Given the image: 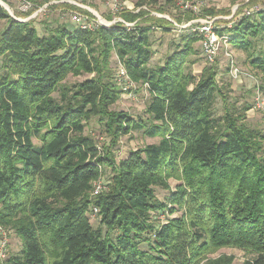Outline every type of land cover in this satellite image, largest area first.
I'll use <instances>...</instances> for the list:
<instances>
[{
  "label": "trees",
  "instance_id": "obj_1",
  "mask_svg": "<svg viewBox=\"0 0 264 264\" xmlns=\"http://www.w3.org/2000/svg\"><path fill=\"white\" fill-rule=\"evenodd\" d=\"M255 14L219 33L252 52L264 41V8ZM120 17L135 25H59L41 36L34 20L17 21L0 4V227L21 241L2 264H202L223 248L264 264V136L243 122L250 106L240 113L229 106L213 68L200 78L188 72L197 33L152 67L151 34L173 24L143 10ZM250 65L264 77V52ZM120 66L149 93L147 119L111 109L123 94ZM69 75L92 77L68 86ZM218 94L223 118L213 110ZM92 119L109 146L85 134ZM135 131L160 142L118 161L120 139ZM107 169L105 189L94 194ZM171 179L176 191L162 202L156 189L169 190Z\"/></svg>",
  "mask_w": 264,
  "mask_h": 264
},
{
  "label": "rangeland",
  "instance_id": "obj_2",
  "mask_svg": "<svg viewBox=\"0 0 264 264\" xmlns=\"http://www.w3.org/2000/svg\"><path fill=\"white\" fill-rule=\"evenodd\" d=\"M33 4V11H38L45 6H48L39 13L34 19V26L39 35L46 36L52 33L59 25L67 26L69 29L76 28L75 17L77 14L85 15L86 12L92 14L94 18L89 20L92 24H100L107 27L110 22L115 19H122L120 13L124 10L136 12L139 8L146 11L150 17L157 19L168 18L175 21L179 26L191 22L195 16L186 12L182 7L177 4L167 6L164 0H158L157 4L150 3V0H73L75 5H61L54 4L52 0H31ZM183 3L198 4L202 3V11L205 16L218 18V26L220 28L230 27L235 21L236 17H241L242 14L248 10L258 7L260 10L264 8V0H181ZM8 5L13 11L15 16H21L18 11V3L14 0H7ZM249 5V6H248ZM146 9V10H145ZM213 12L214 15H210ZM154 14H159L163 18H158ZM256 18V14H254ZM123 20V19H122ZM103 22V23H102ZM232 22V23H231ZM3 23L0 24V34L3 30ZM187 36H193L190 30L180 29L174 24L170 27L169 31L165 32L162 29H156L151 38L154 44V50L157 52L152 67L160 66L163 60L172 54L176 47H183V39ZM195 55L190 58L191 62L187 67L188 72L193 73L197 78H200L207 68H213L217 73V86L218 90L222 91V96L226 95L228 98L229 106L236 108L237 112H242L246 106H250L251 110L247 112L246 119L243 121L251 130L255 131L261 136H264V90L261 86L264 83V77L261 73L253 69L250 65L251 58L257 57L260 51L264 52V41L256 44L252 52L246 53L239 50L233 45L230 46L228 57L224 51L221 52L217 62L214 65H209L205 62L202 55L201 42H197L194 46ZM231 58L240 69V76L234 79L230 66ZM1 62V61H0ZM1 65V63H0ZM90 75H82L75 77L69 75L64 81L68 86L81 83L86 79L91 78ZM54 97L58 98L55 93ZM150 99L149 93L138 86V89L129 93H123L119 101L112 106V110L119 112H126L134 119H147L146 106ZM261 105V106H260ZM214 114L217 118H223L226 111L225 105L222 101L220 94L217 95L214 104ZM85 134L92 137L100 148L109 146L110 138L105 135L102 125L96 120L92 119L87 127ZM160 142L159 138H149L141 131L132 132L129 135L123 136L117 147L115 148L117 160H123L129 156L131 152L142 149L150 144H157ZM110 170L105 171L104 177L101 181L95 183V186L106 183ZM170 189L163 190L156 189L157 197L160 201L166 202L170 194L176 191L178 181L171 179L169 181ZM182 212L175 213L174 217H170L168 213L164 216H158L160 222L168 219H173L181 216ZM92 226L97 229L100 227V219L92 215L90 216ZM5 232L6 249L5 254L7 258L16 255L21 250V241L17 235L9 230L1 227ZM2 235L0 234V239ZM147 246L144 244L143 248ZM221 257L232 259V264H255L257 256L255 254L247 253L236 248H223L212 254L208 255V260L202 264H208L210 261L217 260ZM4 262V258H0V264Z\"/></svg>",
  "mask_w": 264,
  "mask_h": 264
},
{
  "label": "built area",
  "instance_id": "obj_3",
  "mask_svg": "<svg viewBox=\"0 0 264 264\" xmlns=\"http://www.w3.org/2000/svg\"><path fill=\"white\" fill-rule=\"evenodd\" d=\"M14 1L18 3V11L22 14L21 16L18 17L15 16L11 8L8 5L6 6L11 16L20 22H28L30 20H34L39 13L43 12V10L48 7L45 6L44 8L38 11H33V4L31 0H14ZM53 2L54 4H70V5L76 4L73 0H63L60 2H56V1ZM175 4L182 7L184 11L192 13L195 16V19H193L191 22L183 24L182 26H179L175 21L171 20L170 18H168V20L175 26L179 27L180 29L191 30L192 32L197 33L200 36L202 55H203V59L207 64L214 65L217 62L222 51H224L228 57H231V54L229 53L231 46L230 44L231 38L228 35H221L219 33V30L221 28L218 26V18L205 16L204 12L202 11V3L190 4V3H183L181 0H179ZM141 10L143 9L139 8L134 13H139ZM258 11H260L258 7L248 9L242 14L241 17L251 16ZM154 15L158 18H163V16L159 14H154ZM241 17H236L235 21L241 19ZM75 21H76V25L83 29H92L94 27V24L90 22L89 17L86 15L77 14L75 17ZM116 23H124L129 28L135 25V24L125 23V21L122 19H115L113 22H110L108 26H112ZM230 70L233 78L238 79L241 72L240 69L234 63L233 58H231ZM117 78H118V84L122 87L123 93L127 92L130 94L131 92L138 89V85L128 77L126 70L121 66L118 70ZM104 189H105L104 185L98 183L95 186L94 194H98ZM97 214H98V210L94 209L93 215H97ZM0 234L2 235V238L0 239V258H5L6 237H5V232L1 227H0Z\"/></svg>",
  "mask_w": 264,
  "mask_h": 264
},
{
  "label": "water",
  "instance_id": "obj_4",
  "mask_svg": "<svg viewBox=\"0 0 264 264\" xmlns=\"http://www.w3.org/2000/svg\"><path fill=\"white\" fill-rule=\"evenodd\" d=\"M0 4H1V6H3L8 12H9V10H8V8H7V6H6V4H4L3 2H2V0H0ZM10 14V13H9ZM11 15V14H10Z\"/></svg>",
  "mask_w": 264,
  "mask_h": 264
},
{
  "label": "bare ground",
  "instance_id": "obj_5",
  "mask_svg": "<svg viewBox=\"0 0 264 264\" xmlns=\"http://www.w3.org/2000/svg\"><path fill=\"white\" fill-rule=\"evenodd\" d=\"M103 23V22H102Z\"/></svg>",
  "mask_w": 264,
  "mask_h": 264
}]
</instances>
